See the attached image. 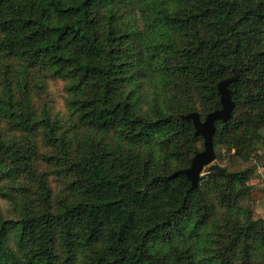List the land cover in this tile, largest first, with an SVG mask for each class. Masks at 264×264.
Returning a JSON list of instances; mask_svg holds the SVG:
<instances>
[{
    "label": "trees",
    "instance_id": "trees-1",
    "mask_svg": "<svg viewBox=\"0 0 264 264\" xmlns=\"http://www.w3.org/2000/svg\"><path fill=\"white\" fill-rule=\"evenodd\" d=\"M259 167L264 0H0V264H264Z\"/></svg>",
    "mask_w": 264,
    "mask_h": 264
},
{
    "label": "water",
    "instance_id": "water-1",
    "mask_svg": "<svg viewBox=\"0 0 264 264\" xmlns=\"http://www.w3.org/2000/svg\"><path fill=\"white\" fill-rule=\"evenodd\" d=\"M239 78L238 69L234 68L233 76L221 80L218 84L220 93V101L222 107L207 114L206 118L202 120L198 112H190L182 115L185 120H193L195 127V135H201L204 138V150L195 154L192 159V164L186 169L175 171L171 177L178 173H184L192 183V188L198 187L203 172L209 164L216 160V152L213 145V135L216 130V121L227 122L233 113L235 102L232 97V90L230 84Z\"/></svg>",
    "mask_w": 264,
    "mask_h": 264
},
{
    "label": "rangeland",
    "instance_id": "rangeland-1",
    "mask_svg": "<svg viewBox=\"0 0 264 264\" xmlns=\"http://www.w3.org/2000/svg\"><path fill=\"white\" fill-rule=\"evenodd\" d=\"M62 83L61 82H57L56 85L52 86V90H53V95L56 101V104L59 108H62L64 106V101H63V93H62ZM256 210L258 211L257 213L259 215L263 216V207L262 204L261 205H257L256 206Z\"/></svg>",
    "mask_w": 264,
    "mask_h": 264
},
{
    "label": "crops",
    "instance_id": "crops-1",
    "mask_svg": "<svg viewBox=\"0 0 264 264\" xmlns=\"http://www.w3.org/2000/svg\"><path fill=\"white\" fill-rule=\"evenodd\" d=\"M259 172L262 174V175H264V168L263 167H259ZM261 205V204H260ZM262 207H263V213H264V204H262ZM263 216H264V214H263Z\"/></svg>",
    "mask_w": 264,
    "mask_h": 264
}]
</instances>
